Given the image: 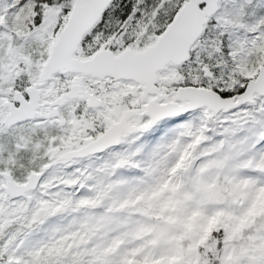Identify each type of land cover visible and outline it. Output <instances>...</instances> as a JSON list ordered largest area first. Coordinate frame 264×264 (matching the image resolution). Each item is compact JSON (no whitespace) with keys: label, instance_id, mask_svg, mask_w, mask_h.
<instances>
[{"label":"snow or ice","instance_id":"obj_1","mask_svg":"<svg viewBox=\"0 0 264 264\" xmlns=\"http://www.w3.org/2000/svg\"><path fill=\"white\" fill-rule=\"evenodd\" d=\"M0 264H264V0H0Z\"/></svg>","mask_w":264,"mask_h":264}]
</instances>
